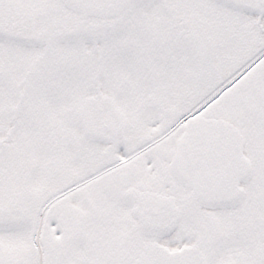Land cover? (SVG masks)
<instances>
[{"label": "snow or ice", "instance_id": "snow-or-ice-1", "mask_svg": "<svg viewBox=\"0 0 264 264\" xmlns=\"http://www.w3.org/2000/svg\"><path fill=\"white\" fill-rule=\"evenodd\" d=\"M0 264H264V0H0Z\"/></svg>", "mask_w": 264, "mask_h": 264}]
</instances>
